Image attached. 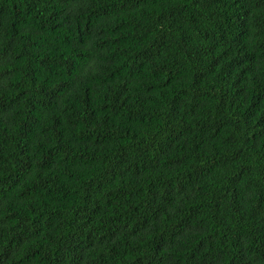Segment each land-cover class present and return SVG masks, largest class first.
Segmentation results:
<instances>
[{"label":"trees","instance_id":"1","mask_svg":"<svg viewBox=\"0 0 264 264\" xmlns=\"http://www.w3.org/2000/svg\"><path fill=\"white\" fill-rule=\"evenodd\" d=\"M0 264H264V0H0Z\"/></svg>","mask_w":264,"mask_h":264}]
</instances>
